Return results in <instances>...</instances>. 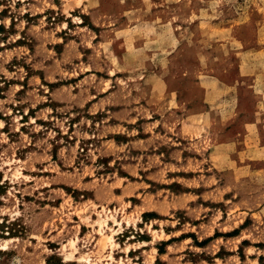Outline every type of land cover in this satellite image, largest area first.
<instances>
[{
    "label": "rangeland",
    "instance_id": "374dc122",
    "mask_svg": "<svg viewBox=\"0 0 264 264\" xmlns=\"http://www.w3.org/2000/svg\"><path fill=\"white\" fill-rule=\"evenodd\" d=\"M153 226L156 264H264V0H0V264Z\"/></svg>",
    "mask_w": 264,
    "mask_h": 264
},
{
    "label": "crops",
    "instance_id": "0c3cea01",
    "mask_svg": "<svg viewBox=\"0 0 264 264\" xmlns=\"http://www.w3.org/2000/svg\"><path fill=\"white\" fill-rule=\"evenodd\" d=\"M180 130L182 131L181 127H180ZM212 151H214V149H212ZM151 221H152L153 225L165 223V222H171L169 219H161V218H154V219L150 220V222ZM147 226H148V224H147ZM81 228H82V226H81ZM153 231H155L157 233L158 238H155V235H153L152 233L149 232L150 235L147 233L149 235V240L138 241V242H130L129 241V243H127L131 248V249H129V254H127V255H125L123 253L122 254L124 256H129L131 259H132V257L139 255V257L137 256L139 262H136L133 264H156L159 261H163L165 255L168 257V260L173 259L171 256V253L168 252V250L172 249L173 247L178 246V244H180V243H182L188 239L187 237H185L183 239H179V241H175L173 239H175L177 237L174 234L177 232H173V231L169 232L166 229H164V227L162 228V230H160V228L155 229L153 226ZM162 233H163V237H160ZM183 234H185V233H182L181 235H183ZM79 238H80V240L84 241L85 235H83L81 233L79 235ZM178 238H180V237H178ZM154 242H157L155 244V246L153 245ZM158 244L160 246H164V251H161L160 248L157 247ZM137 245H139V246L136 247ZM124 247L122 245H120L121 250H123ZM142 256H145V257L143 259H141ZM147 256H148V258H147ZM164 262H167V261L165 260ZM191 264H193V263H191Z\"/></svg>",
    "mask_w": 264,
    "mask_h": 264
}]
</instances>
